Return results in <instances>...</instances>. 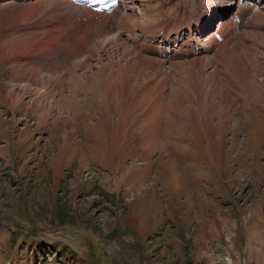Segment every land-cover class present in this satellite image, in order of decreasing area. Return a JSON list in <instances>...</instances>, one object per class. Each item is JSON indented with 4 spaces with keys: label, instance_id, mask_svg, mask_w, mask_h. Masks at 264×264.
I'll list each match as a JSON object with an SVG mask.
<instances>
[{
    "label": "rangeland",
    "instance_id": "rangeland-1",
    "mask_svg": "<svg viewBox=\"0 0 264 264\" xmlns=\"http://www.w3.org/2000/svg\"><path fill=\"white\" fill-rule=\"evenodd\" d=\"M0 264H264V0H0Z\"/></svg>",
    "mask_w": 264,
    "mask_h": 264
},
{
    "label": "bare ground",
    "instance_id": "bare-ground-1",
    "mask_svg": "<svg viewBox=\"0 0 264 264\" xmlns=\"http://www.w3.org/2000/svg\"><path fill=\"white\" fill-rule=\"evenodd\" d=\"M27 1H28V0H27ZM127 2H128V0H127ZM206 3H207V2H206ZM38 4H39V3H38ZM125 4H126V3H125ZM208 4H209V3H208ZM35 5H36V4H35ZM123 5H124V4H123ZM126 5H127V4H126ZM128 5H129V4H128ZM230 6H231V5H230ZM14 8H15V7H14ZM24 8H25V12H26L27 9H26V7H24ZM29 8H30V7H29ZM125 8H127V7H125ZM207 8H208V10L211 9V8L208 7L207 5L205 6V5H203V4H200V8H197V10H195V11L198 12V13H200V15H201L202 12L204 11V9H207ZM15 9H16V8H15ZM30 9H31V8H30ZM34 9H35V8H34ZM117 9H118V8L113 9V10L115 11V10H117ZM31 11H33V10H31ZM31 11H30V12H31ZM22 12H23V11H22ZM91 12H92L93 14H97V15H106L105 13H97V12H94V11H91ZM31 13H32V12H31ZM41 13H42V12H41ZM235 14H236V13H235ZM25 15H26V14H25ZM19 16H23V15H19ZM204 16H205V15H201V16H199L197 19H192V22H197V24H199L198 26L203 25V24H200V20H201V18L204 17ZM17 17H18V16H17ZM229 17H230V16H229ZM229 17H228V19H230ZM231 17H233V16H231ZM235 17H236V16H235ZM235 17H234V18H235ZM20 20H21V19H20ZM18 21H19V20H18ZM18 21H17V22H18ZM226 21H227V20H226ZM228 21H229V20H228ZM231 21H232V19H231ZM11 22H12V21H11ZM14 22H15V20H13L12 23H14ZM189 22H191V21H188V23H189ZM222 22H223V21H220L219 23H222ZM188 23L185 22V23H182V25H184V24H185V25H189ZM110 24H111V23H110ZM34 25H35V24H34ZM182 25H178V26L181 27ZM206 25H207V24H206ZM208 25H210L209 22H208ZM221 25H222V24H221ZM223 25L225 26V23H224ZM17 26H18V25H17ZM178 26H177V27H178ZM218 26L221 27L220 24H219ZM25 27H26V26H25ZM177 27H176V28H177ZM188 28H189V30H190V29H191V25H189ZM217 28H218V27H217ZM221 28H222V27H221ZM221 28H220V29H221ZM31 29H32V28H31ZM218 29H219V28H218ZM222 29H224V28H222ZM29 30H30V29H29ZM174 30H175V29H174ZM177 30H178V29H177ZM177 30H176V31H177ZM31 31H32V30H31ZM178 32H180V31H178ZM213 32H214V31H213ZM221 33H222V32H221ZM179 34H180V33H179ZM215 35H216V34H212V35L210 34V35H208V37H210V38H208L207 35H206V37H207L208 39H211V38L214 37ZM166 37L169 38V36H167V35H166ZM174 37H175V36H174ZM215 37H216V36H215ZM35 38H36V37H35ZM178 38H179V37H178ZM173 39H174V38H173ZM34 40H36V39H34ZM171 40H172V39H171ZM174 40H175V39H174ZM43 41H44V40H43ZM161 41H162V40H161ZM169 41H170V40H169ZM206 41H207V40H206ZM209 41H210V40H209ZM169 44H170V43H169ZM171 45H172V44H171ZM166 47H167V46H166ZM167 49H169V48H167ZM181 49H183V48H181ZM184 49H185V48H184ZM171 50H172V49H171ZM173 50H174V52L176 53V52H179L180 49H179V48H177V49H174V48H173ZM207 50H208V49H207ZM39 51H42V50L40 49ZM184 52H185V51H184ZM181 53H182V51H181ZM179 54H180V53H179ZM185 54H186V53H185ZM180 56H181V55H180ZM185 56H186V55H185ZM181 58H182V57H181Z\"/></svg>",
    "mask_w": 264,
    "mask_h": 264
}]
</instances>
